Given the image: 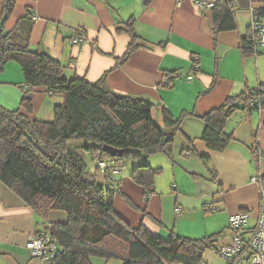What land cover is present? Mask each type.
<instances>
[{
	"label": "crops",
	"instance_id": "crops-1",
	"mask_svg": "<svg viewBox=\"0 0 264 264\" xmlns=\"http://www.w3.org/2000/svg\"><path fill=\"white\" fill-rule=\"evenodd\" d=\"M205 1L215 4L218 0ZM2 6L0 0V16ZM235 8L237 29L219 33L216 41L212 9L201 10L193 0H152L149 5L144 0H17L5 29H15L31 11L26 20L27 27L32 24L31 47L44 49L62 62L64 79L96 82L107 73L113 92L149 100L155 105V121L163 125V108L176 118L183 111L204 115L230 96L264 87V42L251 55L240 47L255 21L253 10L264 8V2L248 9L242 0ZM132 19L142 46L118 66L130 38L117 29ZM77 37L80 43L75 45ZM194 60H199L198 71ZM28 91L21 67L9 63L0 75V105L17 110ZM30 94L32 119L52 121L63 96L44 89ZM204 128L199 118L183 122L175 137L174 162L158 154L129 161L125 171L112 172L114 180L119 176L116 181L123 192L114 198V209L129 225H143L162 239H168L171 231L189 238L221 234L218 245H224L233 238L226 234L230 217L247 211L256 215L264 203V110L236 111L226 126L234 140L221 152L201 141ZM190 142L199 156L207 157L206 162L188 154L193 148ZM142 164L162 170L149 198L130 178L132 170ZM47 220L65 222L67 215L52 211ZM45 221L0 182V264H43L26 244L43 230ZM255 224L254 217L249 228ZM114 261L123 264L99 258L91 259V264Z\"/></svg>",
	"mask_w": 264,
	"mask_h": 264
},
{
	"label": "trees",
	"instance_id": "trees-1",
	"mask_svg": "<svg viewBox=\"0 0 264 264\" xmlns=\"http://www.w3.org/2000/svg\"><path fill=\"white\" fill-rule=\"evenodd\" d=\"M151 1L144 0L146 5ZM238 1L242 0H218L214 4L215 41L219 33L237 29ZM244 1L248 9L253 3L264 2ZM16 2L3 0L0 75L9 63H17L29 91L17 110L0 105V182L46 219L42 231L50 233L58 249L44 264H91L93 258L119 260L123 264H201L207 251L218 248L221 234L189 238L171 231L168 239H162L143 225L132 227L114 209V198L123 196V192L112 172L123 170L129 161L158 154L174 162L175 137L183 122L191 117L204 123L201 141L210 150H226L234 140L233 134L226 131L229 119L238 110H264V87L230 96L223 105L204 115L183 111L176 118L163 108V125H159L153 117L155 105L146 99L113 92L106 81L107 73L96 82L79 77L64 79L66 67L62 62L44 49L31 47L32 24L26 25L31 11L15 29L6 31ZM253 14L255 21L264 22V8L254 9ZM134 22L129 20L117 29L130 38L118 66L124 65L142 46ZM250 31L240 43L246 55L255 54L260 42L253 27ZM194 61V70L198 71L199 60ZM38 89L63 96V103L55 106L50 122L32 119L34 104L30 93ZM106 146L121 155L111 157L104 150ZM87 154L96 165L105 162L107 167L97 166L92 174ZM188 154L207 161L194 147ZM161 173V169L142 164L132 170L130 178L144 188L149 198L155 193V178ZM52 211L64 212L67 220L47 223Z\"/></svg>",
	"mask_w": 264,
	"mask_h": 264
},
{
	"label": "built area",
	"instance_id": "built-area-1",
	"mask_svg": "<svg viewBox=\"0 0 264 264\" xmlns=\"http://www.w3.org/2000/svg\"><path fill=\"white\" fill-rule=\"evenodd\" d=\"M193 1L201 10L214 8L213 3L205 0ZM252 27L258 33L260 43H263L264 22L254 21ZM79 43L80 37L73 39V44L78 45ZM254 102L256 99L251 102V106H254ZM98 166L105 169L107 164L99 162ZM253 181L256 182L257 179L254 178ZM254 217L256 224L253 228H249L250 220ZM229 222V228L233 235L232 242L219 245L215 250L216 254L225 261V264H264V203L260 205L256 215L253 211L242 212L230 217ZM26 248L33 257L39 258L43 264L52 258L58 249L48 231H40L29 237ZM201 264H207V262L203 261Z\"/></svg>",
	"mask_w": 264,
	"mask_h": 264
},
{
	"label": "rangeland",
	"instance_id": "rangeland-1",
	"mask_svg": "<svg viewBox=\"0 0 264 264\" xmlns=\"http://www.w3.org/2000/svg\"><path fill=\"white\" fill-rule=\"evenodd\" d=\"M86 161H87V164H88V168H89V171L92 173V174H95V172H96V163H95V161L91 158V156H90V154H87L86 155ZM124 171H125V169H124ZM119 176L118 175H115V179L116 180H118L117 178H118ZM116 180H114V181H116ZM109 183H111V181L109 182ZM108 183V184H109ZM117 210H118V208H117ZM229 221H228V225H227V227H228V229H227V233L226 234H230V235H232V231H231V229L229 228ZM250 225V224H249ZM225 234V235H226ZM204 259H205V261L206 262H210V264H225V261L224 260H222L217 254H216V252H215V250H209V251H207L206 252V254H205V256H204ZM114 264H117V261H114Z\"/></svg>",
	"mask_w": 264,
	"mask_h": 264
},
{
	"label": "water",
	"instance_id": "water-1",
	"mask_svg": "<svg viewBox=\"0 0 264 264\" xmlns=\"http://www.w3.org/2000/svg\"><path fill=\"white\" fill-rule=\"evenodd\" d=\"M104 150H105V152H107L111 157H117L118 155H119V156L121 155L120 152H118L117 150H115V149H113V148H111V147H108V146L104 147Z\"/></svg>",
	"mask_w": 264,
	"mask_h": 264
}]
</instances>
